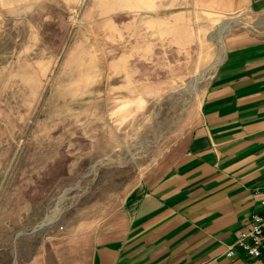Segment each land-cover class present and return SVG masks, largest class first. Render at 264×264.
<instances>
[{
	"label": "rangeland",
	"instance_id": "obj_1",
	"mask_svg": "<svg viewBox=\"0 0 264 264\" xmlns=\"http://www.w3.org/2000/svg\"><path fill=\"white\" fill-rule=\"evenodd\" d=\"M195 1L0 0V264H89L224 54Z\"/></svg>",
	"mask_w": 264,
	"mask_h": 264
},
{
	"label": "crops",
	"instance_id": "obj_2",
	"mask_svg": "<svg viewBox=\"0 0 264 264\" xmlns=\"http://www.w3.org/2000/svg\"><path fill=\"white\" fill-rule=\"evenodd\" d=\"M193 6L229 18L224 54L195 115L125 196L120 219L91 230L89 264H264V255L226 254L264 189V0ZM246 14L255 18L242 24Z\"/></svg>",
	"mask_w": 264,
	"mask_h": 264
},
{
	"label": "built area",
	"instance_id": "obj_3",
	"mask_svg": "<svg viewBox=\"0 0 264 264\" xmlns=\"http://www.w3.org/2000/svg\"><path fill=\"white\" fill-rule=\"evenodd\" d=\"M260 205L261 208L252 212L249 223L239 231L235 242L228 247V256L236 255L238 249L251 257L264 255V189Z\"/></svg>",
	"mask_w": 264,
	"mask_h": 264
}]
</instances>
